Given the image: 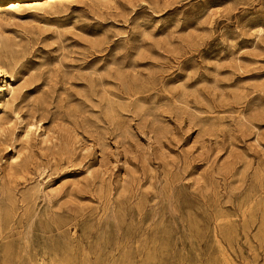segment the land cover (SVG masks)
<instances>
[{"label": "rangeland", "instance_id": "rangeland-1", "mask_svg": "<svg viewBox=\"0 0 264 264\" xmlns=\"http://www.w3.org/2000/svg\"><path fill=\"white\" fill-rule=\"evenodd\" d=\"M2 3L0 264H264V0Z\"/></svg>", "mask_w": 264, "mask_h": 264}, {"label": "bare ground", "instance_id": "bare-ground-1", "mask_svg": "<svg viewBox=\"0 0 264 264\" xmlns=\"http://www.w3.org/2000/svg\"><path fill=\"white\" fill-rule=\"evenodd\" d=\"M5 0H0V47H1V40H2V37H3V35H2V26H4L3 24H4V19L2 18V16L4 15V13H6V12H2V9H3V3L2 2H4ZM49 2H56L57 0H48ZM61 2V1H60ZM2 3V4H1ZM50 3V4H51ZM58 3V2H57ZM21 4H23V3H20V2H12V5L10 6V8H16L17 9V7L19 8V6H21ZM5 7V6H4ZM9 10V9H8ZM11 10V9H10ZM3 31H4V29H3ZM4 34V33H3ZM4 42V41H3ZM7 44V43H6ZM6 44H5V46H6ZM10 46V45H9ZM3 59V58H2ZM2 59H1V55H0V77H2V76H5V74H7V72L5 71V69H4V64H3V61H2ZM5 63V62H4ZM14 91H15V87L11 84V83H7V82H5V84L1 87V95H3V98H4V100H7L10 96H12L13 95V93H14ZM23 181V180H22Z\"/></svg>", "mask_w": 264, "mask_h": 264}]
</instances>
